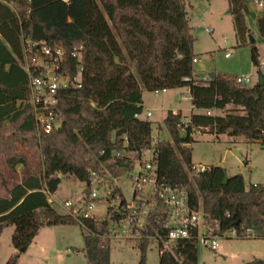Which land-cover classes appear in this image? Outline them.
<instances>
[{"label":"trees","instance_id":"1","mask_svg":"<svg viewBox=\"0 0 264 264\" xmlns=\"http://www.w3.org/2000/svg\"><path fill=\"white\" fill-rule=\"evenodd\" d=\"M190 1L0 0V158L3 155L12 169L28 166L26 156L19 154L22 144L39 147L43 158L41 173H32L8 187L6 196L0 195V234L14 226L16 250H27L43 226L79 223L57 212L50 201L61 182L59 175L86 182L88 194L92 172H101L114 187L113 193L124 199L114 179L134 169L128 154L139 156L154 141L152 121L135 116L144 110L142 88H189L192 106L202 112L192 113L187 122L180 113L168 112L165 125L175 144L193 142L197 130L243 137L264 149V85H241L236 76L214 73L210 77L194 70ZM227 1L236 35L244 43L249 34L247 0ZM258 25L264 36V16ZM23 39L61 46L67 52L81 44L84 47L82 87L62 94V126L48 134L37 129L29 103ZM258 57L253 44L256 65H260ZM214 110L224 113L213 114ZM118 151L126 154L117 157ZM165 172L164 177L184 183L192 206L201 205L207 220L221 224L224 231L234 229L237 237H243L246 228L257 233L264 228V191L253 185L246 188L241 174L224 183L225 169L219 166L199 172L192 166L185 180ZM118 219L115 214L82 218L90 264H110L109 230ZM153 223L147 234L155 233ZM150 242L148 238L136 241L139 264H145ZM19 255L5 264H17ZM159 264H198L196 244L187 239L176 242L160 254Z\"/></svg>","mask_w":264,"mask_h":264},{"label":"rangeland","instance_id":"2","mask_svg":"<svg viewBox=\"0 0 264 264\" xmlns=\"http://www.w3.org/2000/svg\"><path fill=\"white\" fill-rule=\"evenodd\" d=\"M264 2V1H263ZM187 6L189 24L195 37L193 51L199 58L193 64L197 73L214 72L230 76H251L253 86L260 76L264 78V36L258 25V18L264 16V5L259 7L254 0H248L251 11L246 23L249 34L244 43H240L229 13L227 0H191ZM213 28L212 33L204 27ZM254 40V41H252ZM259 55L260 65L252 59V45ZM229 56L226 57L225 54ZM208 79V75L204 77ZM184 94L186 98L181 99ZM144 110L152 112L150 117L142 119L152 121L153 147L161 153V165L165 171L175 173L177 180H185L191 167L224 166L228 177L241 174L246 188L253 184L264 186V149L260 143L249 142L243 137H231L227 134L216 136L210 133L194 132V141L187 144H175L165 125L169 111L176 110L187 122L192 113L202 112L192 106L189 88H173L166 91H150L142 88ZM214 110L213 114H223ZM181 133L185 131L182 129ZM19 154L26 156L28 166H8L5 157L0 158V194H6L7 188L30 173H41L43 158L39 147L27 144L18 146ZM135 158V154H129ZM162 167V166H161ZM165 172V173H166ZM132 171L115 179V184L123 191L127 199L132 198L133 187L130 182ZM103 175V174H102ZM86 182L73 176L62 175L61 182L54 194L50 195L52 205L60 214H69L65 207L71 201L74 207L83 206L86 196ZM93 186L96 187L95 182ZM99 196L105 194V186L96 187ZM90 214L97 219L106 218V205L97 200ZM70 215V214H69ZM14 226H7L0 234V264H5L14 254L19 253L17 264H90L84 247L83 228L79 223L46 225L39 229L27 250L20 252L13 247ZM198 264H264V228L257 237H237L227 233L217 250L197 246ZM159 245L151 241L146 250L145 264H159ZM140 249L134 240L110 239V264H139Z\"/></svg>","mask_w":264,"mask_h":264},{"label":"built area","instance_id":"3","mask_svg":"<svg viewBox=\"0 0 264 264\" xmlns=\"http://www.w3.org/2000/svg\"><path fill=\"white\" fill-rule=\"evenodd\" d=\"M63 1L70 2V0ZM255 3L259 6L264 5L263 0H255ZM204 29L208 33L213 32L211 27L206 26ZM22 42V66L28 74L29 103L37 129L42 134H48L63 121L60 107L62 94L82 87L84 47L81 44L75 46L71 52H67L61 46H49L31 39H23ZM225 56L228 57L229 54L226 53ZM198 60L196 56L193 58V63ZM236 81L241 85L252 83L251 76L248 75L236 76ZM158 91H166V89ZM184 98L186 97L182 94L181 99ZM207 113L210 114L211 111ZM151 115V111L143 110L135 116L148 118ZM115 154L121 157L126 153L118 151ZM129 157L134 161V169L130 174L132 198L123 199L119 194H114V187L109 180L101 172L93 171V179L89 183L90 191L84 198L83 206L74 207L71 201L64 203L69 214L79 224L82 223V218L92 217L90 212L94 209L96 201L101 199L106 205V215L119 216L115 228L109 230L110 239L138 241L148 238L158 243L160 254L171 249L176 242L186 239L192 240L196 246L200 244L204 248L217 250L227 233L238 236L234 229L224 231L221 224L209 222L201 205L193 207L189 190L184 183L162 175L159 152L153 145L143 149L139 156L135 155L133 158L129 155ZM193 168L197 172L206 169L204 166L194 165ZM94 182L98 188L106 187L104 195L99 196L97 188L93 186ZM253 186L264 191V186L259 184ZM152 218L157 228L154 234H147L154 225ZM257 234L255 230L246 228L242 236L255 237Z\"/></svg>","mask_w":264,"mask_h":264},{"label":"water","instance_id":"4","mask_svg":"<svg viewBox=\"0 0 264 264\" xmlns=\"http://www.w3.org/2000/svg\"><path fill=\"white\" fill-rule=\"evenodd\" d=\"M252 41H254V40H252ZM209 76H210V77H213V76H214V72H210V73H209ZM258 85H259V86L264 85V78H263V76H260L259 81H258ZM61 126H62V122L56 125V129H59ZM221 167L224 168L223 165H222ZM227 180H228V175H227V173H226V171H225V172H224V183H226ZM25 250H26L25 248H21L19 251H20V252H23V251H25Z\"/></svg>","mask_w":264,"mask_h":264},{"label":"crops","instance_id":"5","mask_svg":"<svg viewBox=\"0 0 264 264\" xmlns=\"http://www.w3.org/2000/svg\"><path fill=\"white\" fill-rule=\"evenodd\" d=\"M254 3H255V0H254ZM257 4V3H256ZM258 5V4H257ZM247 6H248V14L250 13V11H251V7H250V4L248 3V0H247ZM259 6V5H258ZM259 7H261V6H259ZM246 17H247V15H246ZM263 17V16H262ZM261 18V17H260ZM258 20H259V18H258ZM258 20H257V22H258ZM247 26L249 27V25L247 24ZM250 29V28H249ZM144 106V105H143ZM144 108V107H143ZM145 111V110H144ZM147 111H150L149 109H146V112ZM174 112H178V111H176V110H173V113ZM113 136H114V134H113ZM162 166V167H161ZM160 166V172L162 173V172H164L165 171V169L166 168H164V164L163 165H161ZM32 173H30V174H28V175H26V176H24L20 181H17L14 185H16V184H18V183H21L25 178H27L29 175H31ZM14 185H12V186H14ZM11 186V187H12ZM0 195H4V196H6L7 195V193L6 194H0Z\"/></svg>","mask_w":264,"mask_h":264}]
</instances>
